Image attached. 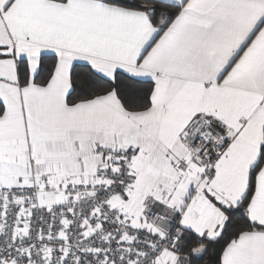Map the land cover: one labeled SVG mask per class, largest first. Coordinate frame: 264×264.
Masks as SVG:
<instances>
[{
    "label": "snow or ice",
    "instance_id": "snow-or-ice-1",
    "mask_svg": "<svg viewBox=\"0 0 264 264\" xmlns=\"http://www.w3.org/2000/svg\"><path fill=\"white\" fill-rule=\"evenodd\" d=\"M0 264H264V0H0Z\"/></svg>",
    "mask_w": 264,
    "mask_h": 264
}]
</instances>
